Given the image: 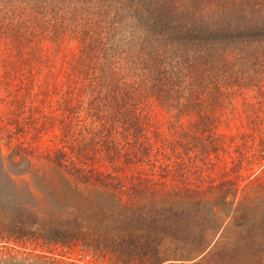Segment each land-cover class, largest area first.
<instances>
[{"label":"trees","instance_id":"obj_1","mask_svg":"<svg viewBox=\"0 0 264 264\" xmlns=\"http://www.w3.org/2000/svg\"><path fill=\"white\" fill-rule=\"evenodd\" d=\"M248 89L264 0H0V141L34 181L14 221L113 264L264 263V103L225 133Z\"/></svg>","mask_w":264,"mask_h":264},{"label":"rangeland","instance_id":"obj_2","mask_svg":"<svg viewBox=\"0 0 264 264\" xmlns=\"http://www.w3.org/2000/svg\"><path fill=\"white\" fill-rule=\"evenodd\" d=\"M69 46L73 48L75 44L72 42ZM260 100L264 103V98L256 96L251 89L246 90L244 95L236 97L231 103L235 112L228 113V115L233 114L235 117L232 119L234 128L229 131L225 130V133L235 135L237 129L243 131L244 127L240 128L238 124H247L248 122H245L247 116L257 115L256 112V114L252 112V108L256 109ZM148 111L152 118L164 119L165 112L159 106L153 104ZM258 114L261 119H264V110ZM245 131V135L237 134L234 139H231L229 135L226 136V146L232 154L231 156H237L234 152L236 144L238 145L244 139L248 144L251 141L259 143V137H252L249 135V130ZM231 140L233 141L230 143ZM13 144L14 141L8 147L3 140L0 141V264H113L114 261L109 259L107 252L102 255L98 251H94L92 247H90V251H87L80 243L74 242L69 245L49 243L32 235L28 232L29 228L18 225L14 221V216L20 208L24 209L25 213L29 210L33 212L35 207L31 197L27 194V190L31 189L34 183L33 176L29 175L30 169L25 167V163L18 162V158L13 161L9 158ZM56 145L57 141L52 136H45L40 141L42 148ZM221 155L220 159L214 162L213 169L209 171V176L219 180L218 177L227 171V177H234V173L230 170L231 157L226 153ZM253 162L250 165L254 170L252 176L258 173L264 178V158L253 160ZM248 172L249 170H240L244 176ZM50 207L53 208V205Z\"/></svg>","mask_w":264,"mask_h":264},{"label":"built area","instance_id":"obj_3","mask_svg":"<svg viewBox=\"0 0 264 264\" xmlns=\"http://www.w3.org/2000/svg\"><path fill=\"white\" fill-rule=\"evenodd\" d=\"M1 256V255H0ZM0 263H1V259H0Z\"/></svg>","mask_w":264,"mask_h":264}]
</instances>
